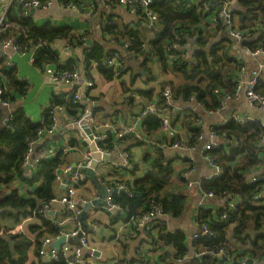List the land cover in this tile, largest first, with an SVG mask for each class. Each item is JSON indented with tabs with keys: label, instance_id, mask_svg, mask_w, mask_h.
<instances>
[{
	"label": "trees",
	"instance_id": "1",
	"mask_svg": "<svg viewBox=\"0 0 264 264\" xmlns=\"http://www.w3.org/2000/svg\"><path fill=\"white\" fill-rule=\"evenodd\" d=\"M59 2L64 6L69 3L82 5V0H59ZM117 2L118 0H106L110 8ZM204 2L208 4L209 0H200L197 3L182 0L154 1L148 8L159 19L160 24L156 31L150 30L141 23L146 19L142 10L139 11L142 19L138 24L124 23L109 17L102 27L106 37L104 44L93 42L85 48V69L89 71L90 65L94 63L105 79L120 78L128 72V82H121L122 92L131 100L134 99L132 94L139 96L137 100L140 105L139 111L146 103L154 101V98L157 99V106H167L163 96L165 87L170 90L171 101L175 106L179 102L189 103L194 99L202 110L213 112L219 110L223 99L220 100L215 91H219V94L222 92L233 94L241 80L239 78L242 69L244 70V63L242 59L233 55L232 48L236 42L231 37L226 33V35L220 33L217 38L212 31H210L212 35L205 31L210 12L203 8ZM236 2L240 8L235 14L236 29L241 34L245 31L254 32L261 29L264 0H236ZM16 6L21 13L16 15L9 10L6 18L10 25L0 33V40L12 41L11 39L14 38V45L25 51L33 50V64L40 69L46 64L54 63L58 71L78 70L74 60L71 59L59 64L52 45L59 40L73 44L79 42L81 37L85 36L84 31L78 33L75 27L67 24L37 22L33 16L23 15V10H26L23 5ZM15 7L13 9H16ZM235 15L233 14L234 17ZM221 29L219 22L214 30L221 31ZM123 45H126V48L122 51ZM240 48L264 49V35L259 34L257 39L254 38L249 42L243 40ZM113 54H117L125 61L126 68L107 67L101 62L103 57ZM138 57H142L141 62ZM136 60L140 63L138 64L140 68L138 66L136 70L129 68L128 61ZM148 62L157 65L158 72L146 67ZM0 72L5 75L7 81L5 86L3 82L0 83L4 89L1 96L3 99L11 103L13 93L25 94L28 83L18 79L16 68L2 65ZM162 74H170L169 79L164 78ZM140 75L146 76L147 81L161 76L160 88L157 91L154 90L155 88H136L134 82ZM255 91L264 94V81L260 78ZM54 106L64 107L73 119L77 116V105L72 101V96L58 93L52 96L49 106L42 113L40 123H33L23 110H15L10 114L8 124L0 125V185L10 190L6 196L0 192V211H2L0 219L12 218L17 222L22 219L37 218V222H31L26 226L25 233H8L10 229L1 226L0 223V231L4 233L0 234V264H26L30 249L35 250L36 256L30 264H66L63 258L44 261L37 251L42 238L56 235L62 229L52 220L41 216L39 210L54 198L55 174L64 164L65 153L59 150L52 158L40 160L29 178L23 177L22 174L30 141L38 137L40 130L50 125L51 115L48 111ZM170 111L173 124L179 129V135L175 139H167L162 135L159 131L160 120L154 115H148L141 122L139 133L124 135L118 141L109 134L102 141L108 151L126 139H131L139 145L148 144L154 150L152 153H144L140 160L141 165L146 166L143 176L132 181L111 179L109 183L123 186V191L113 192L111 198L113 203L126 213L129 232L121 235L122 240H125L124 252L128 249L127 240L139 237L140 232H146V237H141L140 243L157 246L147 251L150 253V259L156 264H177L178 259L183 260L190 251L185 234L179 230L170 231L165 222L148 229L138 226L143 215L148 214L154 207L161 214L174 218L180 217L185 210L186 195L179 192L178 185L170 182L173 171L164 163L160 153L163 149L158 145L164 143L168 147L178 140L187 149H192L201 137V129L198 126L200 112L191 109L176 112L172 106ZM1 117L0 110V119ZM212 131L219 144L204 150L203 157L211 158L220 172L217 176L203 181L202 185L205 193H212L214 197L225 200L216 211L218 212L216 216L210 211L198 213L197 223L200 225L207 223L212 234L199 236L191 241L193 254L190 255L188 264H224L225 260L235 256L236 251L230 244L232 240L250 245L249 249L244 248V253H264L260 247L253 250L264 237V203L262 199H255V195L264 187V182H250L248 179V174L256 170L262 162L264 143L261 139L264 125L257 119L246 123L229 119L223 124L213 126ZM182 133L188 135L187 140H183ZM68 144L73 146L72 138ZM134 166L132 164L133 169L136 168ZM118 170L121 168L113 169V172ZM16 178H21L28 185L35 183L38 185L31 192L22 195L18 189L12 187ZM182 182L181 179L180 184ZM233 197H236L237 202L233 209L228 210L227 201ZM222 214H227V218L219 220ZM251 234H254V237H251ZM166 247L172 250H166ZM125 256L123 254L116 264H126ZM136 260L137 256L131 259L130 263L133 264Z\"/></svg>",
	"mask_w": 264,
	"mask_h": 264
},
{
	"label": "crops",
	"instance_id": "2",
	"mask_svg": "<svg viewBox=\"0 0 264 264\" xmlns=\"http://www.w3.org/2000/svg\"><path fill=\"white\" fill-rule=\"evenodd\" d=\"M194 3H197L198 0H193ZM219 1V0H215ZM82 5L76 9L68 8L62 5L59 0H52V5L46 8H28L23 10V15L33 16V19L37 22L50 21L58 24H67L75 27L78 30V33H85V41L83 37L79 42L68 43L64 40H59L53 43L52 48L57 54L59 64L65 63L67 59L74 60L78 71L83 77L91 78L94 81V86L85 91L86 98L93 100V114L94 119L97 121H118V123L124 125H130L133 123L135 116L139 112V101L134 99H128L126 95L123 94L121 88V82L123 78H114V79H105L100 72L98 71L96 65L93 63L89 67V71L85 69V48L89 47L93 42H101L104 44L106 37L102 30L104 22L109 18H113L117 21H123L124 23H139V20L142 18L139 8H128L124 5H119L116 3L112 8L107 5L106 0H82ZM237 3L231 4L229 9L234 12L235 15L240 8H238ZM16 6V5H15ZM11 6L10 10L15 12L16 15H20V9L18 6ZM219 7L217 3L214 5ZM15 7L16 9H13ZM31 9H35L34 12H31ZM80 9H82L81 12ZM68 10H75L81 14L80 17L66 16ZM138 11V13H137ZM9 12V10H8ZM7 12V13H8ZM88 12V14H87ZM234 21L237 22L236 15L233 16ZM101 22V23H100ZM218 22L216 15L208 17V27L205 30L207 34H211L210 31L214 33V36L218 38L220 33L225 34V31L214 30ZM259 28V26H258ZM261 28V27H260ZM264 34L263 29L254 30V32L245 31L243 33L242 41H252V39H257V36ZM212 35V34H211ZM213 39L212 37H210ZM11 44L8 46L3 45V41L0 40V69L2 65L8 67H14L17 69L18 79L21 82L28 83V89L25 94L13 93L12 101L9 103L8 107H4L0 104V110L2 117L0 119V125H5L3 123L4 119H9V116L15 110H23L25 115L33 122L40 123L43 117V111L49 106L50 100L54 94L62 92V89L52 86L48 80L46 73L44 72V67L42 69L34 66L31 57L32 50L18 51L14 50V38L11 39ZM240 46V45H239ZM232 53L236 58L242 59L244 63V70L240 73L241 79L239 82L242 83L240 89H235L233 94H225L224 92L218 93L220 100L223 99L221 107L217 111H206L202 110V107H199L194 99L191 102H179L177 104V111L184 110H194L200 112V122L198 124L201 129V137L198 139L197 144L192 149H187V153H175L170 147H163L160 152L164 163L166 166H170L173 171L170 182L173 185H178L179 192L186 195L185 201V210L184 213L178 217L174 218L167 214H161L158 217L160 222H165L166 226L170 231L179 230L185 234L187 238V245L190 247L189 254L186 255L183 260L178 261L177 264H188L191 258L188 256L193 254V249L191 247V237L196 229V220L199 212L218 210L220 206L224 204V199L209 197L203 189V181L210 179L209 175L212 171L211 166L203 157V146L207 144L210 140V132L212 131L213 126L220 125L224 120L231 118L234 114L245 115L248 114L252 119H257L261 121L264 117V112L262 110L255 109L250 106V103L245 95L244 82L248 78L249 72L251 69L255 68L257 61H263V57L253 58L250 57L242 51V48L237 47L236 44L233 45ZM129 62V61H128ZM140 63L138 61L129 62L128 66L131 69H137ZM52 67L56 68V64L51 63ZM146 67L156 70L157 65H153L151 62L146 63ZM87 68V67H86ZM140 68V67H139ZM89 73V74H87ZM164 78L169 79L170 74H162ZM260 79L264 81V70L260 72ZM259 78L257 85L259 84ZM162 77L157 76L156 79L147 81L146 76L140 75L134 82V86L140 89H150L155 88L157 91L160 88ZM3 82L5 86L7 84L5 75L0 72V83ZM1 87V86H0ZM224 95V96H223ZM157 100L154 98V101ZM78 111V110H77ZM78 115V112H77ZM60 117V126L59 128L51 135H42L32 146V150L28 156L27 161L22 168L23 177H30V174L35 170L34 165L37 164L46 154V151L52 146H61L65 145L67 141L72 138L73 146H70L68 143V151L64 156V164H76L80 162L87 152L89 151V146L86 141H83L81 138H75L77 130L72 129L71 125L73 117L64 110L59 113ZM264 125V123L261 121ZM178 128V126H177ZM179 130V129H178ZM181 131V130H180ZM182 132V131H181ZM113 138L114 135L112 134ZM188 135L182 133L183 140H187ZM69 139V140H68ZM218 141V140H217ZM150 144V142H147ZM264 145V144H263ZM154 150L148 144H135L133 140L126 139L123 143L117 144L109 154L107 160H99L95 171L98 174V177L102 184L107 188L112 187L113 183H109L112 180H126L132 181L137 177L143 176L146 171V166L141 165L140 160L142 159L144 153L153 152ZM120 153L127 154L129 153V161L131 166L126 168H121L116 172H113V169H119L116 165L121 160ZM262 162L256 170L251 171L248 174V179L251 175H264V153L261 155ZM30 164L29 169H25V165ZM132 164L136 166L133 169ZM134 166V167H135ZM132 170V171H131ZM111 173V174H110ZM112 174H114L112 176ZM181 179L183 182L180 184ZM190 183V185H189ZM180 184V185H179ZM38 185L25 184L21 178H16L13 180L12 187L18 189L19 193L26 195L29 191L31 192ZM177 189V188H175ZM10 190L5 189L0 185L1 194L6 196ZM62 192V186L55 181L54 183V198L58 197ZM77 197L82 200H91L94 195H96L97 189L95 184L90 180V178L77 189ZM81 202L79 204L77 213L82 211ZM99 207L100 213L96 217L93 214H89L91 208ZM91 207L85 218L84 222L90 225H93L97 228H102V231H89L87 237L94 245L95 251H99L98 255L89 256L87 253H84V261L81 264H116L118 260L125 254L127 263L131 264L130 260L136 256V250L139 246L140 239L143 237V233L140 232V236L134 239L127 240L128 249L124 252V243L125 240H122V234L129 232V226L126 223V213L119 209L118 213H110L109 210L102 209L101 206ZM52 211L55 213L52 216H47L48 219L57 223V225L62 228L69 230L78 226V219L67 216L65 210L57 202H53L51 205ZM2 212V211H0ZM69 212V211H68ZM76 213V214H77ZM25 219L21 221H14L12 218L0 219L1 226L14 230L19 223H22ZM113 220H117L113 223ZM60 221V222H58ZM78 221V222H77ZM31 222H37V218L33 217L23 224V232L25 233L26 226ZM3 227V228H4ZM4 228V229H6ZM8 233H11L10 231ZM17 233V232H16ZM264 233V227H263ZM0 234L4 233L0 231ZM12 234V233H11ZM264 235V234H263ZM251 237H254V234H251ZM249 241V240H248ZM70 246L77 245V241L73 240L68 242ZM144 244V243H143ZM233 250L236 251L234 258L227 259L224 264H240L244 259L251 258V264H264V253L256 254L253 252L244 253V248L249 249L250 245L248 243L242 244L232 240L230 242ZM249 245V246H248ZM252 245V243H251ZM261 248L264 251V237L259 241L256 248ZM148 249H146L147 251ZM166 250H172L170 247H166ZM42 260L48 261V259L42 257ZM36 259L35 250L30 249L27 256L26 264H30L33 260Z\"/></svg>",
	"mask_w": 264,
	"mask_h": 264
},
{
	"label": "built area",
	"instance_id": "3",
	"mask_svg": "<svg viewBox=\"0 0 264 264\" xmlns=\"http://www.w3.org/2000/svg\"><path fill=\"white\" fill-rule=\"evenodd\" d=\"M154 1H157V0H138V1L118 0L117 3L119 5L127 6L128 8H132V9L139 8V11L142 10V13L143 15H145L146 19L142 20L141 23L147 26L150 30L156 31L160 24L159 19L148 8L149 5L153 3ZM182 1H186L188 3H194L193 0H182ZM215 3L219 5L218 8L214 6ZM234 3H237L236 0H219V1L209 0L208 4L204 2L202 6L204 9L210 12L209 16H212L214 14L216 15L217 22L218 23L220 22L221 28L225 31V33L229 37H231L236 42L237 47H240L239 45H241L242 43L243 34H241L236 29L232 10L229 9L230 5ZM18 4L23 5L26 9L46 8L52 5V0H0V33L4 32L5 29L9 27L10 25L6 18L8 10H10L11 6L18 5ZM66 7L74 9L76 7L78 8L79 6L69 3V5H66ZM81 10L82 9H80V11ZM261 29H263V32H264V16L262 17ZM261 35H264V34H261ZM83 40L84 41L86 40L85 36H83ZM2 43L6 47L11 44V41L10 40L3 41ZM12 46L14 50L25 51L16 45H12ZM125 48H126V45H123L121 47V50L123 51ZM242 51L244 52V54L250 57L256 58V59L259 56L264 58V49L250 50L248 48H245V49L242 48ZM32 54H34L33 50H32ZM141 58L142 57H138L139 60ZM31 60L33 61V56L31 57ZM101 62L107 67L126 68L125 61L119 58L117 54L115 55L113 54L106 58L103 57ZM261 70H264V62L257 61L256 67L251 69V71L249 72L248 78L244 82L245 95L247 96L250 106L258 110L264 109V94H260L255 91V87L257 85ZM44 72L46 73L49 82L54 84L55 87H58L59 85L63 86L61 93H64L66 95H71L72 101L77 105L78 115L72 120V123H76L79 128L77 129L75 138H81L83 141H85V138L83 136L84 130H82V125H85L87 128L91 130L93 137L99 139V142L97 143L96 146L100 153L110 154V151L106 150L102 144V141H104L108 137L109 134H113L114 138L117 141L120 138H122L124 135L132 134V133L137 134L139 133L141 122L148 115H154L160 120L161 125H160L159 131L167 139H175L179 135V130L173 124L172 113L170 111V106L174 107V110H176L177 107L171 101L170 90L166 87L163 90V96L166 99L167 106H164V107L157 106L156 100L146 103L144 107L140 109V111L137 113L132 124L130 125L121 124L120 125L118 121H115V122L108 121V120L97 121L96 119H94L93 103H92L93 100L86 98V93H85V91H87L88 89L94 86V81L91 78L83 77L78 70L58 71L55 67H52L51 64H46L44 66ZM241 85L242 83L239 82L237 85V89H240ZM3 92H4L3 87H0V104L4 107H8L9 102L1 97ZM215 92H219V91H215ZM132 96L135 101L139 99V96L136 94H132ZM64 110L65 109L62 106H54L49 109L48 113L51 115V123L49 126L40 130L37 138L32 139L30 141V145L25 155L26 161L32 150L33 144L38 139H40L42 135H51L59 128L60 126L59 113L63 112ZM229 119H235L236 121L240 123H246L252 120V118L248 114H245V115L234 114L232 115L231 118L224 120L223 123H225ZM9 120H10V117L8 121ZM209 136H210V140L207 144L203 146L202 148L203 151L208 150L211 147H216L219 144V141H217V138L213 132H210ZM261 142L264 143V134L262 136ZM67 143L61 146L50 147V149L46 151V154L42 157L41 160H48L52 158L56 154V152L59 150H62L64 153H66L68 151ZM165 146L166 144L164 143L158 145V147L160 148H163ZM168 147L172 149H177V150H187V148L184 147L178 140H175ZM120 156H121V160L116 165V167L117 168L129 167L130 161H129L128 155L124 153H120ZM205 159L212 168V171L209 177L212 178L214 176H217L220 172L219 167L214 165L211 158L205 157ZM89 164H90V151L87 152L85 157L80 162L76 164L61 165L58 168L55 174V181H57L62 186V192L57 198L56 197L53 198L49 204L45 205L42 209L39 210V214L41 216H44L47 218L48 216L47 212L52 210L51 205L53 202H57L65 210L69 212L77 213L79 204L81 202H89L92 200H97L99 198L98 193L94 195L93 199L91 200H84V199L80 200L77 197L76 191L78 187L84 184L89 179L88 175L85 173H82L81 170L88 167ZM35 166L36 164L34 165V169H35ZM249 181L250 182H254V181L264 182V175L263 174L251 175L249 177ZM113 187H115L117 190L123 189V186L120 184H112V187H109V188L107 187L106 189L110 191ZM111 194L112 193H109L105 197V200L108 205L101 206L102 209L109 210L111 207H116L117 209H120L116 204L113 203ZM207 196L214 197L212 193H208ZM255 199H262L264 203V187L255 195ZM236 202H237L236 197H233V199L228 200L227 205H226L227 209L228 210L233 209L235 207ZM212 214L216 216L218 212H216V210H213ZM159 215H161L160 211L156 207H154L153 210L150 211L148 214L143 215V217L140 219V222L138 223V226L141 227L142 229H144V227L148 229L150 227H154L158 225L159 223H162L158 220ZM226 218H227V214H222L221 219L219 220H224ZM27 220H29V218L25 219L22 223H19L17 227L14 230H10V232L13 234L16 232H23V224ZM52 222L55 223L54 221ZM79 232H80V225L78 222V226L74 227L73 229L66 230L62 228L59 231V233L56 235L45 236L44 238L41 239L40 247L37 250L38 254L48 259V261H51V260L55 261L59 258H63L66 264H81L84 261V253H87L89 256H94L93 253L95 251V247L94 245H92V243L88 239L87 233L82 232L79 235ZM142 233H143V236L146 237L145 236L146 232H142ZM211 234L212 232L207 223H203L201 225L196 223V229L191 238L195 239L199 236L211 235ZM61 236H65L66 242L60 247L59 250H57L54 247H52V242L57 240ZM70 237H77L78 244L74 246H70L68 243L69 241H67V239ZM156 247H157L156 245H153L150 243H144L141 245L139 244L136 250L137 260L133 264H156L153 259H150V253L147 252L148 250L146 251V249H154ZM200 254H203V253H200ZM200 254H195V255L199 256ZM188 257L191 258L190 255ZM178 261H181V259H178ZM240 264H246L245 259L242 262H240Z\"/></svg>",
	"mask_w": 264,
	"mask_h": 264
},
{
	"label": "water",
	"instance_id": "4",
	"mask_svg": "<svg viewBox=\"0 0 264 264\" xmlns=\"http://www.w3.org/2000/svg\"><path fill=\"white\" fill-rule=\"evenodd\" d=\"M212 2V1H210ZM35 9H31V12H34ZM66 16H74V17H80L81 14L75 10H68L65 14ZM138 24V23H136ZM140 62L142 60H139ZM142 73L144 74V71H142ZM52 86H54V84L51 83ZM58 88L62 89L63 86H58ZM178 110V109H177ZM3 123L5 125L8 124V120L4 119ZM72 129L77 130L78 125L76 123H73L71 125ZM82 130H84V138L85 141L88 143L89 146V151H90V164L88 167L84 168L81 170L82 173H85L88 175V177L90 178V180L95 184L99 198L97 200H92L89 202H84L81 204L82 206V211L79 213H73V212H66L65 214L69 217L72 218H76L79 220V225H80V232L79 235L84 232V233H88L89 231H102V228H97L94 227L93 225L87 224L84 222V218L88 212V210L93 207V206H107V202L105 200V197L107 196V194L109 193H113L115 191H123V189H116L115 187H113L110 191H108V189H106V187L104 186V184L101 183L97 172L95 171V168L97 166V163L99 160H107L110 156L109 154L106 153H100L97 149V143L99 142V139L94 138L93 134L91 132V130L89 128H87L85 125H82ZM175 153H187V150H172V152ZM30 168V164H26L25 165V169H29ZM119 209H117L116 207H111L109 209L110 213H118ZM47 214L49 216H52L53 214H55L52 210L48 211ZM60 222V221H58ZM77 241L78 242V238L77 237H70L67 239V241ZM66 242V238L65 236H61L60 238H58L57 240L52 242V247H54L55 249L59 250L60 247ZM99 251H94L93 255H98ZM246 264H251L252 263V259L248 258L245 260Z\"/></svg>",
	"mask_w": 264,
	"mask_h": 264
},
{
	"label": "rangeland",
	"instance_id": "5",
	"mask_svg": "<svg viewBox=\"0 0 264 264\" xmlns=\"http://www.w3.org/2000/svg\"><path fill=\"white\" fill-rule=\"evenodd\" d=\"M123 78V81H125V82H128V79H129V73L128 72H126V73H124L123 75H121L120 76V78ZM263 112H264V109L262 110ZM261 121L264 123V117L261 119ZM204 159H205V157H204ZM206 160V159H205ZM100 208L99 207H93V208H91V210H90V212H89V214H93V215H95L96 217L98 216V214L100 213ZM117 220H113V223H115Z\"/></svg>",
	"mask_w": 264,
	"mask_h": 264
}]
</instances>
